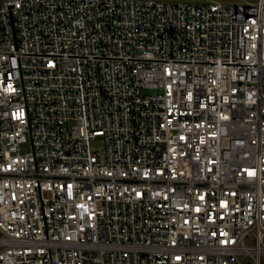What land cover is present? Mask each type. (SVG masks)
<instances>
[{"label":"built area","instance_id":"2783aa9c","mask_svg":"<svg viewBox=\"0 0 264 264\" xmlns=\"http://www.w3.org/2000/svg\"><path fill=\"white\" fill-rule=\"evenodd\" d=\"M0 233V264H261L264 0L0 2Z\"/></svg>","mask_w":264,"mask_h":264},{"label":"rangeland","instance_id":"374dc122","mask_svg":"<svg viewBox=\"0 0 264 264\" xmlns=\"http://www.w3.org/2000/svg\"><path fill=\"white\" fill-rule=\"evenodd\" d=\"M4 0H0V2H3ZM164 1H169V2H194V3H202V2H207V1H211V0H164ZM218 2H221L222 4H226V5H248L250 2H254L256 0H215ZM92 146L94 149H96L100 155L104 154V149H105V144L103 141V138L101 136L96 137L94 140H92ZM23 150L24 152L30 151V143H26L23 146ZM0 236H2V234L0 233ZM245 244L247 246L250 247H255L257 245V231L256 230H252V232H250L246 238H245ZM260 261L261 264H264V255H262L260 257ZM244 264H254V259L251 256H248L245 258L244 260Z\"/></svg>","mask_w":264,"mask_h":264}]
</instances>
